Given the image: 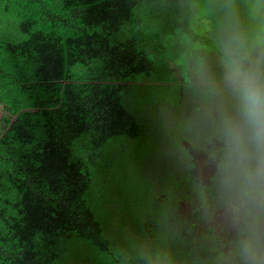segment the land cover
Listing matches in <instances>:
<instances>
[{"label":"trees","instance_id":"trees-1","mask_svg":"<svg viewBox=\"0 0 264 264\" xmlns=\"http://www.w3.org/2000/svg\"><path fill=\"white\" fill-rule=\"evenodd\" d=\"M215 24V0H0V264H264V142L229 140Z\"/></svg>","mask_w":264,"mask_h":264},{"label":"clouds","instance_id":"clouds-1","mask_svg":"<svg viewBox=\"0 0 264 264\" xmlns=\"http://www.w3.org/2000/svg\"><path fill=\"white\" fill-rule=\"evenodd\" d=\"M254 18H246L238 0H215L213 47L220 70L218 84L234 104L235 120L226 121L229 140L239 146L246 135L264 142V0H256ZM197 72L204 69L196 57ZM216 89H213L215 92Z\"/></svg>","mask_w":264,"mask_h":264},{"label":"flooded vegetation","instance_id":"flooded-vegetation-1","mask_svg":"<svg viewBox=\"0 0 264 264\" xmlns=\"http://www.w3.org/2000/svg\"><path fill=\"white\" fill-rule=\"evenodd\" d=\"M193 162L195 163V168L192 173L193 178H196V181L203 186L210 184L216 172L217 161H213L211 157L203 154V152H196ZM180 208V214L189 215L191 212V205L188 203H183ZM230 218L234 220L231 208L221 207L215 209L211 214L207 213L204 217L202 226H204L205 229L214 228L215 231H213V233L216 234L217 241H223L224 239V241L226 240L227 242L231 240V235L239 223L237 220L231 221ZM221 249H225L226 251L227 247L223 246Z\"/></svg>","mask_w":264,"mask_h":264},{"label":"rangeland","instance_id":"rangeland-1","mask_svg":"<svg viewBox=\"0 0 264 264\" xmlns=\"http://www.w3.org/2000/svg\"><path fill=\"white\" fill-rule=\"evenodd\" d=\"M1 128H3V124H0V129H1ZM231 218H232V217H231ZM231 218H230V220H231V221H234V220H232ZM234 219H235V218H234ZM234 223H236V222H234Z\"/></svg>","mask_w":264,"mask_h":264},{"label":"built area","instance_id":"built-area-1","mask_svg":"<svg viewBox=\"0 0 264 264\" xmlns=\"http://www.w3.org/2000/svg\"><path fill=\"white\" fill-rule=\"evenodd\" d=\"M0 124H1V108H0Z\"/></svg>","mask_w":264,"mask_h":264}]
</instances>
